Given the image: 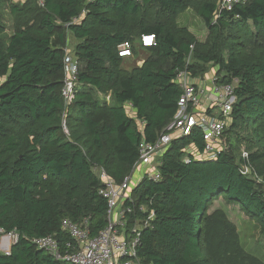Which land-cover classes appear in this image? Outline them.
Listing matches in <instances>:
<instances>
[{"label":"trees","instance_id":"trees-1","mask_svg":"<svg viewBox=\"0 0 264 264\" xmlns=\"http://www.w3.org/2000/svg\"><path fill=\"white\" fill-rule=\"evenodd\" d=\"M42 3L13 5L16 20L30 25L8 36L0 16V229L18 236L9 255L0 252V264H70L54 260L31 240L53 236L64 249L73 241L61 229L63 220L86 222L90 237L108 225L95 168L117 184L130 175L139 145L154 143L172 122L183 94L175 79L184 70L192 81L214 67L217 85H234L236 102L224 137L247 132L245 151L261 182L239 172L245 161L231 143L216 160L197 161L189 150L201 152L204 140L193 128L160 154V180L143 177L131 190L123 206L132 209L124 218L126 237L152 213L138 232L140 264H218L204 239L208 209L219 199L237 205L264 229V0H243L231 11L220 10L218 0ZM187 10L212 37L204 51L177 25ZM68 34L76 41L72 54L79 72L74 101L65 107ZM142 36H154L155 46H141ZM249 39L261 41L253 56ZM124 43L133 55L136 45L146 53L131 70L122 68L125 58L118 55Z\"/></svg>","mask_w":264,"mask_h":264},{"label":"built area","instance_id":"built-area-1","mask_svg":"<svg viewBox=\"0 0 264 264\" xmlns=\"http://www.w3.org/2000/svg\"><path fill=\"white\" fill-rule=\"evenodd\" d=\"M242 2L243 0H219L218 7L220 10L231 11L235 5ZM38 5L43 6L42 0H38ZM140 44L143 47L155 46V38L154 36H142ZM192 50L193 46L190 47V54ZM190 54L186 60L187 65L190 63ZM118 55L122 58L132 57L131 45L124 43L119 46ZM62 63L61 97L67 107L73 103L75 98L79 62L65 49ZM175 82L183 91L177 102V112L172 122L165 128V132L161 133L154 143L142 142L139 145L138 160L130 175L117 184L103 169L95 168L97 178L102 185L99 194L107 203L108 225L97 236L90 237L86 222L77 224L63 220L61 229L69 235L73 243H66L65 248L62 249L53 236H46L32 239V245L47 253L54 260L70 264H140L136 251L139 242L138 232L149 225L148 221L153 218V214L151 213L145 222L135 223L136 225L130 229V238L126 237L124 218L132 213V209L123 208V206L124 202L131 201L134 172L138 167H145L144 177L159 181L160 175L157 169L160 154L167 150L172 140L188 136L193 128H198L202 132L204 140V148L201 152L190 148V153L197 161H214L220 154L227 151L224 131L231 123L230 114L236 102L234 85H217L213 74L190 82L187 70L178 72ZM130 113L133 114L131 110ZM62 129L67 134L64 115ZM241 157L245 162L241 164L239 172L242 175L256 178V181L260 183L261 179L255 176L249 162V154L242 150ZM185 162L188 163L189 159L186 158ZM140 210L146 211L143 207ZM137 225L140 228H137ZM0 236L7 237L11 246L17 242L18 238L16 233H4L1 229ZM3 253L9 255L10 250Z\"/></svg>","mask_w":264,"mask_h":264},{"label":"rangeland","instance_id":"rangeland-1","mask_svg":"<svg viewBox=\"0 0 264 264\" xmlns=\"http://www.w3.org/2000/svg\"><path fill=\"white\" fill-rule=\"evenodd\" d=\"M26 0H0V16L6 25V35H10L19 25H30L29 22L16 20V15L11 13L13 5H22ZM219 1V0H218ZM35 22V21H33ZM177 25L187 28L200 44L201 50H205L211 42V35L201 19L187 10L177 17ZM72 35L68 34L66 50L73 53L75 43H72ZM260 40L249 39L248 54L254 55L258 51ZM264 43V40H262ZM71 42V43H70ZM257 43V44H256ZM137 55L125 58L122 68L131 70L140 59H144L146 53L139 46ZM256 49V50H255ZM226 53V52H225ZM207 75L215 73L214 67H208ZM191 82V79H189ZM108 100V97H106ZM247 132L239 131L236 135H226V147L231 143L232 148L240 147V153L245 150L247 143L244 142ZM228 136V137H227ZM235 136V137H234ZM245 137V138H244ZM242 139V140H241ZM189 150V148H188ZM208 222L206 226L205 243L213 260L218 264H264V229L259 223L245 216L235 204H228L225 200L219 199L212 203L208 209ZM137 228H140L137 225Z\"/></svg>","mask_w":264,"mask_h":264},{"label":"crops","instance_id":"crops-1","mask_svg":"<svg viewBox=\"0 0 264 264\" xmlns=\"http://www.w3.org/2000/svg\"><path fill=\"white\" fill-rule=\"evenodd\" d=\"M73 42L75 43L76 41L74 39H72V43ZM127 58H129V57H127ZM143 61H144V59H140L137 62L136 66L141 65L143 63ZM190 151L191 150H189V152ZM145 171H146L145 167L141 166V167H138V169L134 172L133 177H132V183H133L132 185H133V187L144 177ZM10 248H11V243L8 240V238L0 236V252L3 253L4 251L10 250Z\"/></svg>","mask_w":264,"mask_h":264}]
</instances>
